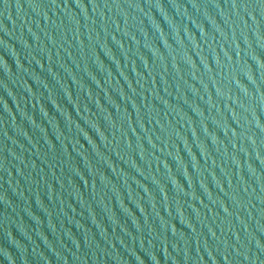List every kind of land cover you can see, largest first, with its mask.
<instances>
[{
  "label": "water",
  "instance_id": "obj_1",
  "mask_svg": "<svg viewBox=\"0 0 264 264\" xmlns=\"http://www.w3.org/2000/svg\"><path fill=\"white\" fill-rule=\"evenodd\" d=\"M0 264H264V0H0Z\"/></svg>",
  "mask_w": 264,
  "mask_h": 264
}]
</instances>
